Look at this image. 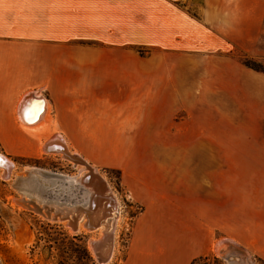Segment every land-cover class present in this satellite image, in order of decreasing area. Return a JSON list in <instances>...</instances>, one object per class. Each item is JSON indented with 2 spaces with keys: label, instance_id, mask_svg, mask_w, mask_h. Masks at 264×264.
Wrapping results in <instances>:
<instances>
[{
  "label": "crops",
  "instance_id": "crops-1",
  "mask_svg": "<svg viewBox=\"0 0 264 264\" xmlns=\"http://www.w3.org/2000/svg\"><path fill=\"white\" fill-rule=\"evenodd\" d=\"M181 2L0 0V132L4 131L9 143L11 135L19 140L17 149L30 144L38 155L40 142L27 135L23 123L41 126L42 136L163 132L168 131L174 115L188 112L189 123H177L182 135L176 145L194 152L206 149L207 154L197 153L191 163L208 165V188L199 186L183 202L179 197H166L156 177L132 173L130 190L142 209L119 264H190L196 258L216 255V246L219 253L232 256L233 244L246 251L250 246L253 257L264 259V206L259 210L257 204V214L249 218L238 210L242 200H234L247 190L260 193L264 189V143H252L248 151L244 141L203 145L205 132L215 140L217 117L213 111L208 116V109L184 108L186 100L195 99L173 91V85L185 82L179 75L171 76L181 65L170 68L167 61H151L147 64L150 71L137 76L133 62L120 55L122 46L141 42L166 52L208 50L212 34L201 19L177 7ZM78 41L98 42L101 51L91 47L74 50ZM105 51L113 57L106 59ZM223 79L232 86L240 78ZM23 98L42 103L32 123L21 120L27 111L20 104ZM202 116H208L213 127L203 125ZM223 188L224 199L218 195Z\"/></svg>",
  "mask_w": 264,
  "mask_h": 264
},
{
  "label": "rangeland",
  "instance_id": "rangeland-1",
  "mask_svg": "<svg viewBox=\"0 0 264 264\" xmlns=\"http://www.w3.org/2000/svg\"><path fill=\"white\" fill-rule=\"evenodd\" d=\"M177 7L201 19V23L209 29L206 31L212 35L208 50L166 52L159 46L150 47L140 41L141 44L120 48L122 60L133 62L136 67L133 70L137 76H142L144 71H150L147 69L149 66L147 64L151 61L154 63L167 61L170 68L176 67L178 63L181 65L174 69L171 76L179 75L185 79V82L183 86L173 85L175 88L173 91L185 95L191 94L195 99L186 100L184 108L187 109L189 105L201 110L208 109L209 112L206 110L208 114L205 112L201 114L209 116L213 111L217 117L216 138L214 140L212 133L205 132L202 134L203 145L213 147L221 146L220 143L225 140L244 141L248 147L246 151L252 149V143L263 145L264 0H183L177 4ZM100 46V43L92 41L74 42V50L91 47L101 51ZM104 55L109 59L113 54L105 51ZM225 76L227 79L228 76L240 79L234 80L231 86L225 84L223 79ZM245 76L249 78L248 81ZM237 92L240 96L236 95ZM159 112L161 113V110ZM208 116H202L203 120L205 118L203 125L211 124L213 127V122L209 121ZM189 121L188 112H180L177 116L174 115L168 131L58 133L53 134L48 140V142L55 141L60 137L64 142L66 139L67 142L64 143L68 148L70 147L71 153L83 157L120 202V213L116 214L119 218L114 233V252L108 264H119L124 259L134 233L135 218L141 213L142 207L137 205L138 202L130 190L129 181L133 178L132 173L147 172L152 178L156 177L166 197H179L183 202L192 197V191L199 186L207 190L208 165L191 163L192 157L200 152L205 153L206 149L194 152L192 149L178 148L176 145L182 135V131L177 129V123L184 122L187 125ZM179 127L182 128V125L179 124ZM9 137L12 139L11 143L6 140L4 131L0 132V139L6 148L0 142V155L4 156L13 167L7 179L3 177L4 170L0 168V261L2 264H98L91 251V241L102 237L107 229L105 223L95 232L73 233L63 222L48 221L40 214L27 211L15 203V200L21 197V191L28 193V190L35 193H33L34 198L42 201L48 199L47 196L34 191L33 182L37 179H28L27 176L32 170L75 177L80 174V166L63 159L60 155L47 152L45 150L48 146L47 142L42 149V142L45 139L41 141L35 138L40 142L37 148L39 153L36 155L33 151L34 147L30 144V147L27 146L29 142H25L27 146L25 149H17L19 140L16 138L13 140L12 135ZM57 144L60 145L59 142ZM11 152L34 156L23 157ZM85 171L88 173V170ZM31 177L37 176L34 174ZM203 188L201 187L202 193ZM73 190L74 192L70 193L67 188L60 186L58 194L63 193L60 199H76L74 204L80 199L83 201V191L80 193L79 190ZM259 191L261 192L247 190L242 196L237 195L234 198L237 202L242 200L241 207L237 208L239 211L242 209L243 214L249 218L255 216L257 210H261L264 206V189ZM49 193L53 194V192ZM224 194V188L218 190V195L223 199ZM1 207L10 209L21 219L22 231L12 229ZM233 245L234 254L231 257H236V260L228 261L229 256L217 252L214 247L216 255L196 258L190 264H264L262 257L252 256L250 246L246 251ZM87 253L90 260L86 258Z\"/></svg>",
  "mask_w": 264,
  "mask_h": 264
},
{
  "label": "water",
  "instance_id": "water-1",
  "mask_svg": "<svg viewBox=\"0 0 264 264\" xmlns=\"http://www.w3.org/2000/svg\"><path fill=\"white\" fill-rule=\"evenodd\" d=\"M28 100H30V98H26L23 101L22 106ZM59 143L61 144V141H59ZM65 159L71 160L67 157H65ZM72 162L75 165L78 164L75 161ZM86 170H88L89 176H86L82 180L81 184L84 186L85 189L92 190L88 206H75L74 202L76 199H60L63 193L59 192L58 194V188L60 186H68L71 189L79 190L80 193H82L83 188H81L77 184L69 186V182L67 181L68 178L63 175L49 174L41 171H39V173L34 172V174H38H36V176L39 180L37 179L35 180V182H33V188L34 191L44 196H47L48 199L46 201L41 200L39 202H36L35 198L33 197L34 192L28 191V193H26L25 191H21V197L15 200V203L17 206L27 211L40 214L43 218L48 221L66 222L68 228L73 232L80 231L79 219L83 215L85 224L83 225L82 230L90 233L95 232L100 227L99 222L96 224L92 223V218L94 217L93 214H95L97 208L100 207V201H103V204L101 205H103L105 209L107 208L106 210H109L108 204L110 205L111 198L110 196L105 195L106 188L102 179L99 178L98 175H95L90 167L87 166ZM31 173H29L28 175H31ZM40 181L42 182V184H39ZM48 188H50V190H48ZM49 192H53V194H50ZM1 210L3 211L6 218L9 220L12 229L14 231H18L17 229L18 227H20L19 229L21 230V226H23L21 219L15 216L10 209L1 207ZM16 223H18L17 227L15 226ZM109 240V237L106 238L105 236H103L100 240L96 239L91 243L92 250L96 256V261L98 264H108L110 262V247H108V249H105L107 247L106 243H109ZM227 260L233 261L236 260V257L233 258L229 256Z\"/></svg>",
  "mask_w": 264,
  "mask_h": 264
},
{
  "label": "bare ground",
  "instance_id": "bare-ground-1",
  "mask_svg": "<svg viewBox=\"0 0 264 264\" xmlns=\"http://www.w3.org/2000/svg\"><path fill=\"white\" fill-rule=\"evenodd\" d=\"M24 98L21 100L20 104H22ZM22 107V105H21ZM23 107H25L27 109L26 113H23V115H21V120L22 121H26L27 123H32L34 121H36L38 119V116L39 114L41 113L40 111L42 110V103H35L34 100H31V101H27ZM22 109V108H21ZM20 110V109H19ZM20 113V111H19ZM22 114V112H21ZM23 129L26 131L27 135H29L30 137H35L39 140H43V143H42V149L43 147L45 146L46 142H47V145L48 147H46L45 150H47V152L49 153H52V154H57V155H60L63 157V159L65 157L71 159L70 162L72 161H75L77 162L80 166V170H79V175L75 176V177H68V176H65L67 179V181L69 182V186H73L75 184H77L78 186H80L81 188H83V194H84V198L82 199L83 201H81V199L79 200V202L75 203L74 205H85V206H88L89 205V200H90V197H91V194H92V190L91 189H85L84 186L81 184L82 180L86 177V176H89V172L86 173V168L87 166L88 167H91V170L92 172L95 174V175H98L96 170H94V168H92V166L89 165V163L81 156H78L77 154H73L71 153V151L69 150V148L65 145V143L63 142V140H61L60 137H56L57 139L55 141H50L48 142V140L51 138V137H44L42 136L44 131H42V127L41 126H36V127H31V126H26L24 125L23 123ZM53 136V134H52ZM61 141L62 144L58 145L57 142ZM62 147V148H60ZM73 163V162H72ZM0 168H2V171L3 172V177L5 179L9 178V175H10V170H13V167L12 165L7 162L5 159H4V156L0 155ZM36 170V169H35ZM31 171L29 173H31V175H28V179H38L37 177H31L32 175H34V172H37L39 173V171ZM84 172L86 174H84ZM36 173V174H37ZM1 178V177H0ZM20 179V178H19ZM24 179V178H23ZM27 178H25L26 180ZM21 180V179H20ZM24 180V181H25ZM18 181V180H17ZM22 181V180H21ZM32 181V180H31ZM106 181V180H105ZM16 182V181H15ZM41 182V181H40ZM39 182V183H40ZM106 187V191H105V195H108L110 196V205L108 204V209L109 210H106L104 208L103 205V201H100V207L97 208L95 214H93V218H92V223L93 224H96L99 222V226H101L103 223H105V225L107 226V229L105 230L104 234L102 235L105 236L106 238H110L109 240V243H106V248L105 249H108V247H110V251H111V255H110V260L113 256V252H114V245H113V242H114V233H115V228H116V225L118 223V218H119V213H120V202L117 198V196L111 191L110 187H108L107 185H105ZM65 188H67L70 192V193H73L74 190L71 189L70 187L68 186H64ZM29 191V190H28ZM31 191V190H30ZM33 192V191H32ZM35 194V193H34ZM73 194H70V196H72ZM82 195V194H81ZM103 195V194H102ZM72 198V197H71ZM101 198V197H100ZM35 201L36 202H39L41 201L40 199L38 198H35ZM118 214V215H116ZM66 226H67V223L66 222H63ZM85 224V220H84V217L83 215L80 217L79 219V226H80V231L79 232H73L71 230V232L73 233H80L82 232L83 230V225ZM18 223H16V227H17ZM68 227V226H67ZM20 227H18V231H20L19 229ZM22 228V226H21ZM86 232V231H85ZM101 237V238H102ZM101 238L97 239V240H100ZM30 243V242H29ZM92 243V241H91ZM219 248V247H218ZM215 249L217 250V246L215 247ZM91 251L93 253V255L95 256L93 250H92V246H91ZM218 252V250H217ZM96 257V256H95ZM0 264H2V262L0 261Z\"/></svg>",
  "mask_w": 264,
  "mask_h": 264
},
{
  "label": "trees",
  "instance_id": "trees-1",
  "mask_svg": "<svg viewBox=\"0 0 264 264\" xmlns=\"http://www.w3.org/2000/svg\"><path fill=\"white\" fill-rule=\"evenodd\" d=\"M86 258H87L88 260H90V257H89V254H88V253L86 254Z\"/></svg>",
  "mask_w": 264,
  "mask_h": 264
}]
</instances>
